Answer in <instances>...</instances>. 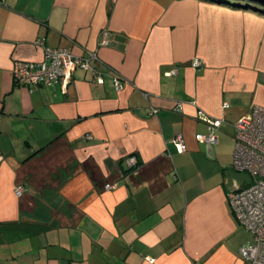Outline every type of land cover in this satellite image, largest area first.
<instances>
[{
  "label": "crops",
  "instance_id": "0c3cea01",
  "mask_svg": "<svg viewBox=\"0 0 264 264\" xmlns=\"http://www.w3.org/2000/svg\"><path fill=\"white\" fill-rule=\"evenodd\" d=\"M38 40L95 53L104 84L80 68L65 93L14 84V62L42 59ZM253 106L264 107L260 13L203 0H2L0 264H248L238 251L253 237L227 178L233 124ZM201 115L223 121L211 148L195 140L207 134Z\"/></svg>",
  "mask_w": 264,
  "mask_h": 264
},
{
  "label": "built area",
  "instance_id": "2783aa9c",
  "mask_svg": "<svg viewBox=\"0 0 264 264\" xmlns=\"http://www.w3.org/2000/svg\"><path fill=\"white\" fill-rule=\"evenodd\" d=\"M105 36L106 34H103L104 39ZM35 46L42 49V59L38 62H14L12 66L14 84L27 87L60 85L61 92L65 93V86L70 82L73 71L77 68L90 71L98 85L104 84L103 77L95 67V63L99 60L95 53L75 56L68 50L48 47L43 40L36 41ZM195 65H200V62H196ZM111 84L118 92L123 83L120 77L113 76ZM223 108H227L226 103L223 104ZM175 109L182 110V103H177ZM155 112L156 110H152V113ZM200 120L206 123L207 134H196L195 140L207 145H215L216 133L223 121L202 115ZM233 130L232 169L236 173L247 175L250 181L243 183L236 191H229L227 200L241 228L253 237L251 244L241 245L238 254L248 264H264V107H251L247 114L233 124ZM174 141L180 153L187 150L181 134H178ZM127 161L129 167L136 164L134 158H129ZM105 188L111 190L114 185L108 184ZM23 190V187H17L16 195L21 196ZM149 262L153 263L154 259H150Z\"/></svg>",
  "mask_w": 264,
  "mask_h": 264
},
{
  "label": "water",
  "instance_id": "95a60500",
  "mask_svg": "<svg viewBox=\"0 0 264 264\" xmlns=\"http://www.w3.org/2000/svg\"><path fill=\"white\" fill-rule=\"evenodd\" d=\"M210 1L218 5H225L229 7H237L246 10H251L253 12L260 13L264 16V0H203ZM211 148V145H209ZM233 180L237 182V187L231 189L230 191H236L243 183L249 182V177L245 174H239L236 172L231 173V177L227 178V185L231 186Z\"/></svg>",
  "mask_w": 264,
  "mask_h": 264
}]
</instances>
